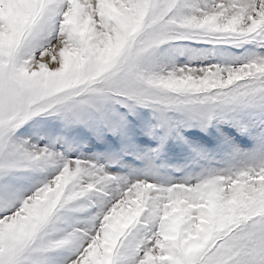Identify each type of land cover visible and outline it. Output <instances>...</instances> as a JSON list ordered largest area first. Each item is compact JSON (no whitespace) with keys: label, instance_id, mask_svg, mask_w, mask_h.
<instances>
[{"label":"snow or ice","instance_id":"6c2138e0","mask_svg":"<svg viewBox=\"0 0 264 264\" xmlns=\"http://www.w3.org/2000/svg\"><path fill=\"white\" fill-rule=\"evenodd\" d=\"M0 264H264V0H0Z\"/></svg>","mask_w":264,"mask_h":264}]
</instances>
